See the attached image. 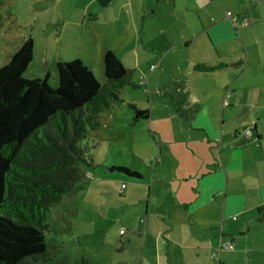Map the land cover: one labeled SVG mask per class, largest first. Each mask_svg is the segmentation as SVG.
Listing matches in <instances>:
<instances>
[{
	"label": "crops",
	"instance_id": "obj_1",
	"mask_svg": "<svg viewBox=\"0 0 264 264\" xmlns=\"http://www.w3.org/2000/svg\"><path fill=\"white\" fill-rule=\"evenodd\" d=\"M242 1L77 0L80 23L90 22L79 50L66 41L73 30L57 28L55 42L68 44L60 49L91 71L113 52L139 86L124 91L139 93L128 104L149 113L133 123L129 109L131 124L95 131L118 135L87 140L91 187L98 168L111 178L123 164L140 176L126 175L117 192L129 200L117 208L123 236L134 239L122 244L126 264H264V0L254 10ZM69 58L53 51L43 70ZM122 138L132 145L117 150L132 165L94 161L92 147Z\"/></svg>",
	"mask_w": 264,
	"mask_h": 264
},
{
	"label": "trees",
	"instance_id": "obj_2",
	"mask_svg": "<svg viewBox=\"0 0 264 264\" xmlns=\"http://www.w3.org/2000/svg\"><path fill=\"white\" fill-rule=\"evenodd\" d=\"M33 56L29 39L0 67V264L51 261L47 216L92 167L87 129L100 130V115L123 104L126 89L139 88L111 51L103 58L104 84L76 59L56 64V89L49 87L48 72L23 77ZM128 108L133 123L148 119V111Z\"/></svg>",
	"mask_w": 264,
	"mask_h": 264
},
{
	"label": "rangeland",
	"instance_id": "obj_3",
	"mask_svg": "<svg viewBox=\"0 0 264 264\" xmlns=\"http://www.w3.org/2000/svg\"><path fill=\"white\" fill-rule=\"evenodd\" d=\"M77 0H0V67L8 62V57L23 44L24 41L31 39L34 45L33 61L23 75L26 79L43 78L46 73L50 74L49 87L56 89L57 73L55 67L50 63V69L43 70V60L47 56L51 60L54 52L66 53L70 61L74 60V50H65L60 47L66 45L69 40L74 42L77 50L86 46L82 38L78 37V32H86V26L90 23L88 20L80 23L81 13L78 9ZM243 5L249 6L254 10L255 4L249 1H242ZM61 23H66L69 30H73L76 37L67 38V42L57 44L56 31ZM94 25V22L92 23ZM69 35V34H68ZM264 48V42L262 41ZM72 53V54H71ZM104 66L102 60L94 63L92 71L100 84L105 83L103 74ZM45 71V72H44ZM44 73V74H43ZM139 94V93H135ZM131 91L124 93L122 97L124 103L114 106L111 111L117 110L114 118H100L101 124L106 123L111 126H124L131 124L128 117L131 112L128 103L131 99H136ZM88 134L97 137L99 140L106 139L107 136L115 135L99 131L90 130ZM128 137L127 133L123 134ZM113 138V137H112ZM89 139V136L88 138ZM129 138H122V141L116 145L104 144L101 148H91L94 161L103 164H112L118 167L119 161H125L133 164V156H124L127 146L132 145ZM85 143L88 141H84ZM120 149H119V148ZM122 149V153L118 150ZM124 162V163H125ZM123 168V164H120ZM98 174L92 182L99 184V187H91L90 180L86 176L74 190L65 196L62 202L51 209L47 216V223L50 231L46 236L47 250L52 259L48 264H126L129 256V248H126L124 241L134 240L132 236L126 233L123 236L124 229L120 211L117 208L122 203L123 196L118 195V187L121 182L129 183L132 180L124 173L115 171L108 173L111 178L103 174L102 169L96 170ZM102 175V176H101ZM124 179V180H122ZM122 233H119L122 230ZM123 239V242H122ZM122 244L125 251H122Z\"/></svg>",
	"mask_w": 264,
	"mask_h": 264
},
{
	"label": "built area",
	"instance_id": "obj_4",
	"mask_svg": "<svg viewBox=\"0 0 264 264\" xmlns=\"http://www.w3.org/2000/svg\"><path fill=\"white\" fill-rule=\"evenodd\" d=\"M250 2H258L260 0H249ZM226 17L231 21V22H235L236 19L238 18V16L236 14H233L231 12H226ZM242 25L243 26H247L248 25V21L247 20H243L242 21ZM231 97V92L230 91H226L225 94H224V101H223V105L226 107L229 105V99ZM122 188L124 189L125 188V185H122Z\"/></svg>",
	"mask_w": 264,
	"mask_h": 264
}]
</instances>
